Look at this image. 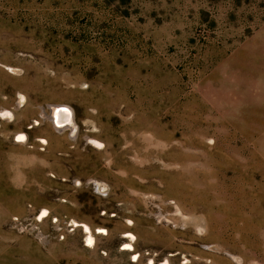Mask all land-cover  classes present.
<instances>
[{
	"label": "rangeland",
	"instance_id": "1",
	"mask_svg": "<svg viewBox=\"0 0 264 264\" xmlns=\"http://www.w3.org/2000/svg\"><path fill=\"white\" fill-rule=\"evenodd\" d=\"M2 110L0 264H264V0H0Z\"/></svg>",
	"mask_w": 264,
	"mask_h": 264
},
{
	"label": "bare ground",
	"instance_id": "2",
	"mask_svg": "<svg viewBox=\"0 0 264 264\" xmlns=\"http://www.w3.org/2000/svg\"><path fill=\"white\" fill-rule=\"evenodd\" d=\"M21 97V102L23 101V96ZM50 107L52 108L51 110V114L49 115L50 120H52L54 122V124L58 127H62L65 124H75V120H74V115L72 112V109L70 107H67L65 105L62 104H57V105H50ZM91 140V138H90ZM92 142H94L96 145H101L100 143L95 142L94 140H91ZM87 229H89L88 227H86ZM199 231H203L202 228H199ZM129 238L130 240H134V235L133 234H129ZM94 242V238L89 235L88 237V243L89 245H92ZM132 243L126 244L125 247L127 248H133ZM135 258V256H134ZM163 264H168V262H164Z\"/></svg>",
	"mask_w": 264,
	"mask_h": 264
},
{
	"label": "flooded vegetation",
	"instance_id": "3",
	"mask_svg": "<svg viewBox=\"0 0 264 264\" xmlns=\"http://www.w3.org/2000/svg\"><path fill=\"white\" fill-rule=\"evenodd\" d=\"M52 108L50 107V114L52 113L51 110ZM45 109H43V111H44ZM50 114H48V113H46V111H44L43 112V116L45 117V118H49V115ZM0 115L2 116V117H5V118H12L13 117V114H12V112L10 111V110H2V111H0ZM74 115V114H73ZM50 119V118H49ZM74 120H75V118H74ZM60 131H63V130H65L66 128L67 129H69V128H71V129H74V130H76L77 129V125H76V123L75 124H65L64 126H62V127H58V126H56ZM19 138L20 139H25V136L23 135V134H21V135H19ZM90 138L91 137H88V141L89 142H91V143H93L91 140H90ZM44 142H46V140H43ZM96 141V140H95ZM97 143H100L101 145L99 146V147H102V146H104V144H102L101 142H99V141H96ZM95 144V143H94ZM98 146V145H97ZM46 213V210H43V212H42V215H44ZM131 234H133V233H131ZM134 235V234H133ZM128 237H129V235H128ZM134 237H135V235H134ZM134 240H135V238H134ZM134 240H131V242H133ZM129 244V243H128ZM132 245V244H131ZM132 247L134 248V246L132 245ZM125 249H128V250H131V249H133V248H127V247H124ZM134 259H138V255H135V258ZM165 262H168L167 260L165 261ZM168 264H169V262H168Z\"/></svg>",
	"mask_w": 264,
	"mask_h": 264
}]
</instances>
